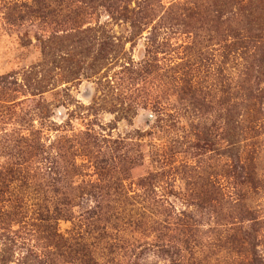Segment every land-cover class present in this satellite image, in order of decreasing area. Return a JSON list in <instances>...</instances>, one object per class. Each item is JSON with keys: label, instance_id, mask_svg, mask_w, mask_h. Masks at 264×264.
Instances as JSON below:
<instances>
[{"label": "rangeland", "instance_id": "obj_1", "mask_svg": "<svg viewBox=\"0 0 264 264\" xmlns=\"http://www.w3.org/2000/svg\"><path fill=\"white\" fill-rule=\"evenodd\" d=\"M0 264H264V0H0Z\"/></svg>", "mask_w": 264, "mask_h": 264}]
</instances>
